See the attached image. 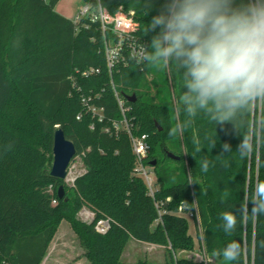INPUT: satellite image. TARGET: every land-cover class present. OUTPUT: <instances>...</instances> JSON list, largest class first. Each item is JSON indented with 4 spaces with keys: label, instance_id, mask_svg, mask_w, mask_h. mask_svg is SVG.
Returning <instances> with one entry per match:
<instances>
[{
    "label": "trees",
    "instance_id": "obj_1",
    "mask_svg": "<svg viewBox=\"0 0 264 264\" xmlns=\"http://www.w3.org/2000/svg\"><path fill=\"white\" fill-rule=\"evenodd\" d=\"M58 1L0 0V264H42L63 220L90 264H128L122 257L131 240L162 247L166 256L162 263L129 264H193L180 257L197 250L188 217L199 219L198 240L213 264H264V214L253 219L250 201L257 182L264 181V101L256 124L252 105L219 124L202 110L190 116L180 100L186 89L175 64L163 69L137 63L125 49L111 74L105 39L115 43L116 35H103L98 23L75 24L56 12ZM101 3L112 15L134 13L136 40L150 44L155 33L146 28L164 0H150L151 8L149 0ZM114 87L131 108L133 133L149 136L153 196L135 174L128 134L112 128L120 118ZM83 98L104 109V123L86 114ZM59 128L86 168L70 187L50 174ZM245 135L254 149L242 158L236 149ZM224 143L231 152L222 151ZM83 210L95 222L82 221ZM224 211L237 218L231 233L223 228ZM100 219L111 223L106 235L95 230ZM233 241L240 254L226 261L223 249Z\"/></svg>",
    "mask_w": 264,
    "mask_h": 264
},
{
    "label": "clouds",
    "instance_id": "obj_2",
    "mask_svg": "<svg viewBox=\"0 0 264 264\" xmlns=\"http://www.w3.org/2000/svg\"><path fill=\"white\" fill-rule=\"evenodd\" d=\"M146 32L155 35L141 49L143 60L163 69L175 64L181 70L186 91L180 100L190 116L202 110L210 120L224 123L238 109L264 101V0H164ZM210 145L214 148L216 142ZM253 149L252 137L245 135L236 151L244 158ZM222 151L231 152L230 144L224 143ZM207 167L205 161V171ZM250 201L253 219L264 214V181L257 182ZM247 212L242 205V215ZM221 218L224 231L233 232L236 215L224 211ZM239 254L235 241L222 252L226 261Z\"/></svg>",
    "mask_w": 264,
    "mask_h": 264
},
{
    "label": "built area",
    "instance_id": "obj_3",
    "mask_svg": "<svg viewBox=\"0 0 264 264\" xmlns=\"http://www.w3.org/2000/svg\"><path fill=\"white\" fill-rule=\"evenodd\" d=\"M84 21H90L91 23L100 24L103 35L108 32L116 35V41L113 43L111 40L105 39V50L108 62V68L112 74L113 68L119 62V58L122 56L124 50H128L130 56L137 63H142L144 53L141 51L146 45L136 40V33L139 29V24L134 18V13H124L122 11L115 15H112L101 3V0H91L81 9L75 24L83 23ZM106 37V36H105ZM98 73V71L96 72ZM84 75H87L85 73ZM115 96L117 99L120 118L112 122L115 132H126L129 136L133 153L136 158L135 174L141 177L146 183L150 194H154L155 176L152 168L146 165V161L151 151V145L149 142V136L147 134L137 135L133 133L134 123L133 118L129 115L131 108L126 106L125 101L120 97L119 93L114 87ZM86 114H90L92 118L98 123H104L106 120L105 111L103 108H99L90 103V99L83 98L82 100ZM78 120L82 119V115H78ZM95 123L91 125V130H95ZM106 132H111V129L107 128ZM80 159L81 157H76ZM82 161V160H81ZM73 160L67 170V177L64 180L70 185H74L76 179L81 176L73 175ZM57 204L56 201L53 202ZM80 215L83 217V221L86 223L95 222V215L89 211H82ZM111 229V223L107 219H100L95 224V230L101 235H106Z\"/></svg>",
    "mask_w": 264,
    "mask_h": 264
},
{
    "label": "rangeland",
    "instance_id": "obj_4",
    "mask_svg": "<svg viewBox=\"0 0 264 264\" xmlns=\"http://www.w3.org/2000/svg\"><path fill=\"white\" fill-rule=\"evenodd\" d=\"M86 4H87V0H59L58 4L56 6V12L58 14L64 16V17L72 20V21H75L79 12L81 11V9ZM260 107H261V101H256L255 103L252 104V109H253L252 121L254 122V124H256L257 120L260 118ZM51 163H53V159H52ZM73 166H74L73 175H75V176H79L80 174L84 173L86 170V168L83 164V161H81L80 159H76L73 162ZM65 184L68 187L72 186L66 182H65ZM79 217L83 221V217L80 214H79ZM188 218L190 220L191 233L195 237L197 250L195 252L182 253L180 255V257L186 258L188 261H191L193 264H196V262H200L202 260V256L201 257L196 256L197 253L198 254L201 253V245H200V242L198 240V233L201 232L200 222H199V219L196 220V218H193V219L191 217H188ZM72 234H73V230L71 228V225L66 220H63L61 222L60 226L58 227V231H57V233H56V235H55V237H54V239L50 245V248L48 251L49 252L48 257L50 259L48 261L49 263H47V264H63L62 260H65V259L68 260L69 259L68 254L70 251H68V249H64V250H66L64 252L63 246H65L66 248L70 247V248H72L71 250H73V248H74L73 246L76 245V241L74 239V237L76 238V236H74V234L73 235ZM59 240H62L63 246L61 248H60V245L57 244L59 242ZM78 242L79 241H77V243ZM76 246H78V245H76ZM137 246L138 245H135L132 248L133 250L131 249L133 251V254H131V252H132L131 250L127 251L125 248V250H124L125 254L123 253V255H125L126 257H129L132 255L135 259L138 258L137 261H139V260L151 261L150 260L151 258L155 257V259H156L157 257L160 256L161 249H153L154 247L148 246V245H139V247H137ZM62 255H65V256H62ZM125 260L128 261L129 259H125ZM134 263H136V262H134Z\"/></svg>",
    "mask_w": 264,
    "mask_h": 264
},
{
    "label": "water",
    "instance_id": "obj_5",
    "mask_svg": "<svg viewBox=\"0 0 264 264\" xmlns=\"http://www.w3.org/2000/svg\"><path fill=\"white\" fill-rule=\"evenodd\" d=\"M127 99L130 103H134L136 101L135 96H129ZM156 126L158 127V125ZM159 130L161 131V128H159ZM75 157L76 148L74 143L66 138L62 129H57L53 140V163L50 173L51 177L59 180H65L67 177V170ZM168 157L172 160H179V157L173 154H169ZM153 165H156V163ZM58 197L60 200L65 198L63 187L59 188Z\"/></svg>",
    "mask_w": 264,
    "mask_h": 264
},
{
    "label": "crops",
    "instance_id": "obj_6",
    "mask_svg": "<svg viewBox=\"0 0 264 264\" xmlns=\"http://www.w3.org/2000/svg\"><path fill=\"white\" fill-rule=\"evenodd\" d=\"M73 234H74V236H76L75 235V233L73 232ZM72 234V235H73ZM192 234V233H191ZM193 235V234H192ZM74 239H75V241H76V245H78V246H73L74 248H73V250H71L72 248H70V247H68V248H66L65 246H63V244H62V240H59V242L57 243L58 245H60V248L63 246L64 248H63V250L64 249H68V251H70L69 252V254H68V257H69V259L67 260V259H65V260H62L63 262V264H90L89 263V261L84 257V253H83V249L81 248V246H79L80 245V243L78 244L77 243V241H79L78 240V238H77V236H76V238L74 237ZM135 245H138L137 247H139V245H148V246H152V247H154L153 249H161V252H160V256L159 257H157L156 259H155V257H153V258H151L150 260V262H155V263H162L164 260H165V256H166V250L164 249V248H162V247H159V246H155V245H149V244H144V243H140V242H137V241H134V240H131L129 243H128V245H127V247H126V250L128 251V250H131ZM81 249V250H80ZM133 250V249H132ZM131 250V251H132ZM66 250H64V252H65ZM67 251V252H68ZM153 251V250H152ZM160 251V250H159ZM126 252V251H125ZM130 252V251H129ZM200 252V251H199ZM49 253V252H48ZM159 253V252H158ZM125 254V253H124ZM131 254H133V251L131 252ZM67 255V254H66ZM62 256H65V255H62ZM154 256V255H153ZM196 256L197 257H201L202 256V260L200 261V262H196V264H202V263H204V264H213L214 263V260L212 259V258H209L208 256H207V254L205 253V251L201 248V253H197L196 254ZM49 257H48V254H47V256H46V258L44 259V261H43V263L42 264H47V263H49L48 261H49ZM122 259H123V261L124 262H126V263H134V262H137V260H138V258H134L132 255L131 256H129V257H126L125 255H123V257H122ZM125 259H129L128 261H126ZM136 260V261H135Z\"/></svg>",
    "mask_w": 264,
    "mask_h": 264
}]
</instances>
